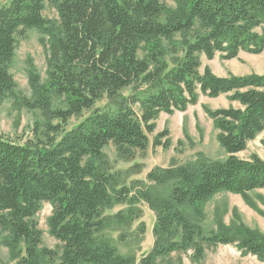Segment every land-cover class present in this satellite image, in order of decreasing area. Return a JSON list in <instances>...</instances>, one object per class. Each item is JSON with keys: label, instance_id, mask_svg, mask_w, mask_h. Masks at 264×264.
<instances>
[{"label": "trees", "instance_id": "16d2710c", "mask_svg": "<svg viewBox=\"0 0 264 264\" xmlns=\"http://www.w3.org/2000/svg\"><path fill=\"white\" fill-rule=\"evenodd\" d=\"M173 2L11 0L0 5V107L16 94L11 66L18 40L39 29L47 52L46 80L30 65L33 95L19 99L26 108L39 109L45 122L35 125L25 143L0 135V245L9 249L14 264H178L174 255L182 262L184 254L200 263L219 245H234L264 262L261 230L220 221L207 232L202 224L206 204L223 192L242 196L264 215L250 196L264 189V159L238 156L264 131V74L219 76L209 66L202 69V56L231 60L241 52H264V0ZM48 5L56 20L45 17ZM169 48L176 55L171 63ZM223 95L228 107L205 111L225 159L200 153L194 162L158 167L147 174L148 187L139 180L121 183V173L112 172L104 153L109 144L126 160L151 145L169 149L168 130L153 141L149 136L161 114L185 112L201 96ZM73 118L80 120L67 129ZM153 184L170 185L168 195ZM141 199L156 219L154 245L137 260L121 254L103 232L114 223L140 220ZM126 202L123 211L107 214ZM45 203L52 206L48 227L59 251L43 246L35 219ZM139 227L145 231V223Z\"/></svg>", "mask_w": 264, "mask_h": 264}, {"label": "rangeland", "instance_id": "374dc122", "mask_svg": "<svg viewBox=\"0 0 264 264\" xmlns=\"http://www.w3.org/2000/svg\"><path fill=\"white\" fill-rule=\"evenodd\" d=\"M10 1L0 0V5H5ZM166 3L169 6L175 5L173 0H166ZM44 15L48 19L56 20L58 18L56 10L50 5L47 6ZM42 38V32L33 28L18 40L16 56L11 66V72L17 83L16 94L0 107V135L19 143H25L31 139L35 125L45 122L44 115L39 109L30 110L19 103L21 97L30 98L33 95L29 81L30 65L37 69L42 81L46 80L47 52L41 41ZM180 55L179 52L177 56ZM142 56H144L143 51H141ZM175 56V51L169 48L167 60L171 63ZM205 66H209L219 76L264 74V52L258 55L241 52L237 58L231 60L223 59L219 55L213 60H208L202 56V69ZM103 104L99 103L98 106ZM229 105L230 102L224 95L218 98L201 96L198 104L190 106L185 112H176L173 115L161 114L157 120L156 132L149 136L153 141L157 133L168 130V137L172 142L171 147L169 149L153 148L151 145L147 152L137 151L133 159L126 160L119 155L114 144H109L104 149L109 167L112 168V172L121 173V183L123 181L130 185L132 181L139 180L148 187L152 184L148 181L147 174L158 167L167 168L194 162L200 153L212 160L225 159L228 155L217 139L218 131L205 108L215 110ZM79 120L73 118L66 128H72ZM254 154L264 159V131L251 141L247 149L239 153L238 156L242 159H249ZM153 187L157 188L163 195H168L170 190V185L167 184L154 185ZM250 196L260 210L264 212V205L262 204L264 189L253 191ZM136 205L142 209L143 214L140 220H135L129 225L114 223L104 230L103 236L109 239L121 254L134 255L139 260L154 245L153 227L156 216L155 211L144 200L137 201ZM127 207H129L128 202L115 204L112 209L107 211V214H116ZM51 213L52 206L45 203L35 219L43 231V246L59 251V241L49 233L48 219ZM205 214L206 217L202 224L207 232L217 229L220 221L226 225H230L233 221H240L248 227L259 229L264 233V215L249 206L238 194L223 192L216 195L206 204ZM141 222L145 223L144 232L139 227ZM174 256V261L179 262L178 264H264L256 256L242 254L234 245H219L209 248L205 258L200 263L193 262L185 254L182 255V262L177 255ZM14 263L15 261L10 257L9 249L0 245V264Z\"/></svg>", "mask_w": 264, "mask_h": 264}]
</instances>
